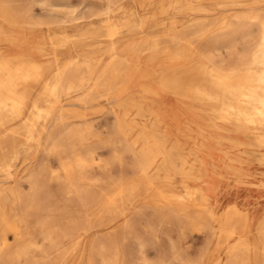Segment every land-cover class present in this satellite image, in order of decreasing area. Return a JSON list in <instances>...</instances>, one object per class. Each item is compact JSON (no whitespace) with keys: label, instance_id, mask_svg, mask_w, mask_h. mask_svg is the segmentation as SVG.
Returning <instances> with one entry per match:
<instances>
[{"label":"bare ground","instance_id":"obj_1","mask_svg":"<svg viewBox=\"0 0 264 264\" xmlns=\"http://www.w3.org/2000/svg\"><path fill=\"white\" fill-rule=\"evenodd\" d=\"M102 1L100 9L88 2L87 13L75 14L73 7L63 0H0V175L10 177L16 162L29 158L34 147L42 145L46 139L45 130L57 122L58 113H54V107L62 96L77 91L78 101H90L98 92V86L104 90L101 96L108 99L129 93L124 104L132 103L145 110L141 105L151 103L156 112L157 124L149 131L143 130L147 132V139L142 142L144 148L138 156L141 174L147 176L150 169L156 173L146 181L148 189L162 180L177 184V190L166 192L161 198L184 203L198 200L199 208L219 221L227 238L237 236L228 245L224 264H255L256 261L264 264V208L256 215L250 207L231 202L218 213L216 208L220 205L214 199L216 178L221 171L232 173L236 181L246 183L250 180L249 169L241 165L218 166L215 155H206L200 147L202 138L191 143L182 137V133L187 132V124L206 140L217 135L219 143L223 141L238 148L235 156L239 161L249 164L253 159L264 165V0H172L169 22L156 21L152 13L142 14L134 23L136 27L128 21L132 19L127 13L130 0ZM35 3L42 6L43 15L34 11ZM227 6L241 8L220 27L206 26L212 15L208 12ZM163 24L168 25L167 30L162 29ZM237 33L249 38L247 50L236 59L233 57L228 67H223L214 60L210 46L228 42ZM137 34L144 36L135 39ZM164 35L169 39L164 40ZM88 47L98 53L89 55ZM33 50L41 54V61L25 55ZM5 51L9 55H4ZM51 53L57 60L47 58ZM59 54L65 59L54 68V64L62 60ZM100 63H103L102 68L97 69ZM80 65H85L86 73L78 71ZM142 76L147 78L146 83L132 91V86L137 85ZM92 78L93 88L87 87L86 83ZM40 81L41 88L33 97L32 89ZM165 94L173 95L175 111L163 101ZM42 96L48 98L45 106L41 105ZM141 96H146L147 100L142 101ZM135 124L139 123L124 129L137 128ZM214 130L221 132L216 134ZM86 155L80 151L69 154L68 158L60 157L59 169L63 173L59 176L64 177L65 191L76 192L79 197L82 192L85 194L81 195L80 203L90 208L99 197L75 184V179L83 177L84 168H87ZM39 176L33 169L27 174L31 184L30 200L40 191ZM188 179L195 180L196 184L190 185ZM139 182L132 180L122 188H115L108 196H102L95 221L91 218L78 228L75 223L71 225L76 234L47 235L45 238L53 246H59L71 236L79 242L91 225L111 224L124 214L122 211L114 214L123 200V193L128 189L135 191ZM3 194H0V207L6 199ZM104 216H110L107 222ZM161 217L162 221L166 218L163 213ZM131 220L132 217L125 219L127 229L131 228ZM25 225L24 220L13 223V236L21 241L13 252L14 258H20L30 240ZM173 226L166 230V235L175 242L174 229L178 224ZM253 226L255 234L251 238ZM108 240L115 242L112 234H108ZM96 242L94 240L91 248L102 249L101 264H117L118 252L108 249L112 253L106 255L103 251L108 246ZM139 243L143 246L140 238ZM7 247V237L3 233L0 264H15L6 257Z\"/></svg>","mask_w":264,"mask_h":264},{"label":"rangeland","instance_id":"obj_2","mask_svg":"<svg viewBox=\"0 0 264 264\" xmlns=\"http://www.w3.org/2000/svg\"><path fill=\"white\" fill-rule=\"evenodd\" d=\"M63 1L73 7L75 14L87 13L88 2L99 9L103 6L102 0ZM128 1L126 0V2ZM172 5V0H130V9L127 13L131 14L132 19L128 21L136 27L134 23L142 14L152 13L153 17L157 18L156 21L165 20V23H167L170 20L167 18L172 15ZM240 8L227 6V8H216L213 12H208L212 15L207 19L206 26L212 28L220 27L224 20H231L232 13ZM42 10V6L37 3L34 4V11L37 14L43 15ZM223 17L224 19H222ZM166 25H162L163 30L168 29V25ZM255 27V25H252V28ZM135 36L136 39L138 36L143 37L144 35L137 34ZM163 39L169 38L164 35ZM248 40L249 38L243 36L242 33H237L228 42L211 44L210 50L214 60L223 67H228L229 63L233 61V57L236 59L238 54L247 50ZM108 42L109 40L105 42V45ZM87 50H89V55L98 53L91 47H88ZM47 58L57 60L53 53L48 54ZM59 58L62 60L58 63L56 62L54 68L60 66L65 56L59 54ZM102 64L100 63L97 69L102 68ZM142 67L146 66L143 65ZM78 71L86 73L85 65H80ZM145 78V76H142L137 81V85L132 86V91L136 88H141V83H146L147 78ZM41 85L40 81L32 89L33 97L38 94ZM86 85L93 88L94 79H89ZM97 91L93 99L84 102L78 101L77 91L62 96L59 103L54 107V113H58L57 122L45 130L44 138L46 137V139L43 140L42 145L34 147L31 153L32 156L29 158L19 159L10 177L6 178L0 175V194L4 193L3 195L6 196L0 207V236L4 233L8 243V247L5 249L6 257L9 256L15 264H101L102 256H100V252H102V249L99 247L91 248V244L94 243V240H97L96 244L103 243L108 246L103 251L106 255L111 254L115 250L118 252L117 264H215L217 261L220 264H224L228 255V245L237 236L227 238L226 234L221 231L222 225L219 221L215 220L208 211L203 212L199 208L198 200L184 203L174 199L167 198L164 200L161 198L166 192L177 190V184H170L168 181L162 180L156 182L152 189H148L146 181L156 176L155 170L150 169L147 176L141 174L139 170L140 161L138 156L144 148L142 142L147 139V132H143V130L149 131L157 124L153 104L144 103L141 106L145 110H142L138 105L132 103L124 104V101H127L129 97V93H125L124 96L123 94H117L108 99L105 96H101L104 92L102 87L98 86ZM163 98V101L172 105L171 109L175 111L173 95L165 94ZM47 99L46 96L40 97L41 105L45 106ZM141 100H147L146 96H141ZM184 120L186 118L183 116ZM136 122L140 124V126L135 124L137 128L130 131L124 129ZM45 123L48 124V122ZM185 129L187 132L182 133L184 140L196 143L202 138L204 141L200 147L205 150V154L215 155L213 153L215 147L221 144L216 141L218 140V137H215L217 135H212L211 140L207 139V141L205 138L200 137L199 132H196L192 126L186 124ZM78 130L80 131L79 134ZM213 132L220 134L221 131L214 130ZM80 151L87 154V168H84L83 177L75 179V184L82 188L86 187L85 189L88 192L99 197V201L90 208L82 207L80 203V197L85 194L82 192L79 197L76 192L65 191L64 177L59 176V174L62 175L63 173L59 169L61 167L60 157L68 158L69 154ZM94 155L95 157L93 158ZM93 161L96 163H93ZM31 169L34 170L37 176L40 175L37 180L41 188L37 194L38 196L36 195L35 199L30 200L28 196L31 184L27 180V174ZM52 169H54L53 172ZM46 172L48 175H46ZM132 180H139L140 182L135 191L128 189L123 193V200L118 204L114 214L118 215L121 211L124 214L117 216L118 218L116 217L111 224L107 225L104 223L101 226L94 225L95 227L91 225L90 230L85 233L79 242L76 241L74 236H71L64 239L65 241L59 246H53L51 241L45 238L47 235L57 237L63 233L76 234L71 226L72 224H77L76 228H78L85 226L86 221L91 218L95 221L100 198L108 196L115 188H122V185L125 186L127 182ZM194 181L188 179L190 185L196 184ZM236 182L238 183L239 181ZM217 188L218 186L215 191ZM224 188L221 186L218 189L219 201L216 200V194H214L215 202L220 205L216 208L218 213L223 212L226 204L235 202L230 200L231 195L228 193L230 190ZM241 197L244 199L242 200L244 204L238 203L243 205V207L262 203L264 188L260 190L259 194L242 193ZM257 198L260 200H257ZM162 213L164 218L168 217L163 221L161 220ZM109 217L104 216L105 222H107ZM130 217H132V229H127L124 226V222L125 219ZM21 220L26 223L25 228L30 240L20 258H14L13 252L21 241H17V238L13 236V223ZM173 224L174 226L178 224L174 229V234L177 237L175 242L171 241L166 235V230L171 228ZM254 226L250 232L251 238L255 234ZM123 231L125 233H122ZM108 234H112L115 242L108 240ZM139 238L143 241V246L140 245ZM114 244L116 245L114 246ZM108 249L112 252L110 253ZM258 263L257 261L255 262V264Z\"/></svg>","mask_w":264,"mask_h":264},{"label":"crops","instance_id":"obj_3","mask_svg":"<svg viewBox=\"0 0 264 264\" xmlns=\"http://www.w3.org/2000/svg\"><path fill=\"white\" fill-rule=\"evenodd\" d=\"M4 55H9L6 51L3 52ZM25 55L32 56L41 61V54L36 51L26 52ZM50 58V57H49ZM53 58V57H51ZM222 144L215 147L213 153L215 154V162L218 166H239L244 168H248L250 172V176L248 177L250 180L246 183H237L235 181V176L232 173H225L221 171V174L218 175L217 179V190H216V200L219 201L218 189L222 186L224 189H229L228 192L231 195L230 200L235 202L243 203L244 200L241 195L245 194H259L260 190L264 188V165L259 164L257 161L253 159L249 164L245 162H241L236 158V154L239 153L238 148L234 147L232 144H225L221 141ZM236 155V156H235ZM243 157V156H242ZM259 197V196H258ZM256 198V197H255ZM257 200H260L257 198ZM262 203H255L250 207V209L256 214L260 215L264 208V198L261 199ZM254 208V209H253ZM256 209V210H255Z\"/></svg>","mask_w":264,"mask_h":264}]
</instances>
